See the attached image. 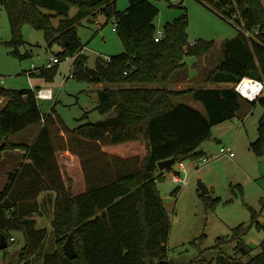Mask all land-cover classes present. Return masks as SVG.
Segmentation results:
<instances>
[{
    "label": "trees",
    "instance_id": "trees-1",
    "mask_svg": "<svg viewBox=\"0 0 264 264\" xmlns=\"http://www.w3.org/2000/svg\"><path fill=\"white\" fill-rule=\"evenodd\" d=\"M127 1V9L120 11L117 0H0L8 14L12 33L9 45L15 57H30L29 52L21 51L26 45L23 27L29 25L44 32L49 50L59 47L56 56L61 62L75 57L73 77L117 86L100 89L98 105L93 109L109 117L74 129L66 126L54 106L44 114L34 89L0 87V100L5 103L0 109L1 154L16 149L27 152L20 170L8 173V182L0 190V238L4 236L9 246L15 232L25 237L19 264H33L32 259L48 234L47 229L37 227L33 218L40 212L39 197L44 192L54 194V200L50 193L46 201L53 202L52 228L56 242H61L55 253L45 256L44 264H176L167 245L171 220L158 189V183L165 179V171L159 170L158 163L171 158L179 163L203 157L200 147L210 139L214 126L240 117L245 111L244 102L264 107V96L247 102L234 89L246 76L264 81L262 0H199L223 19H234L240 27L236 37L222 44V62L206 77V82L216 87L182 91L165 84L178 78L186 68V56L210 53L215 48L214 41L199 40L191 46L188 13L183 7L184 13L164 25V36L156 42L159 8L153 0ZM72 8L77 9L74 16H70ZM99 14L104 15L107 24L114 22L124 51L110 56V61L97 58L95 74L89 76L78 25ZM55 18H59L57 25ZM252 29L259 30L255 40L243 33ZM48 70L41 68L40 74ZM157 83L165 87H147ZM184 95L201 102L204 111L174 102ZM91 112L84 118H89ZM34 125H41V130L33 144L11 141L13 135ZM258 132L251 149L263 156L264 114ZM127 144L135 146L134 153L122 156L106 151H123ZM61 152H69L80 161L84 192L75 193L73 178L59 164L57 154ZM198 193L205 202L209 201L210 195ZM249 208L250 224L233 228L230 236L218 238L214 248L235 244L239 252L241 248L245 250L244 255L251 252L244 238L253 226L264 231V224L259 221L264 199L261 212ZM71 233L77 252L73 259L62 248ZM214 263L264 264V241L260 252L248 261L219 256L208 261Z\"/></svg>",
    "mask_w": 264,
    "mask_h": 264
},
{
    "label": "rangeland",
    "instance_id": "rangeland-1",
    "mask_svg": "<svg viewBox=\"0 0 264 264\" xmlns=\"http://www.w3.org/2000/svg\"><path fill=\"white\" fill-rule=\"evenodd\" d=\"M262 1L264 5V0ZM153 2L160 11L155 20L157 30H162L166 23L180 17L185 7L189 20L188 42L193 44L199 40L214 41L215 48L210 53L201 57H185L184 70L193 79L189 84L181 85V89L184 90L189 87L198 89L210 87L206 77L222 62V44L236 37L237 28L240 26L234 19L231 21L223 19L212 7L199 0H153ZM128 6L127 0H117L118 10H126ZM76 11V8H72L70 16H74ZM58 21L59 18L53 20L55 25ZM114 29V22L110 21L107 24L102 14L92 21L85 19L78 25V34L84 45L83 54L88 57V67L95 68L99 57L104 60L106 56H115L124 51L123 42ZM23 36L26 45L21 48V51L29 52L30 57L20 60L12 54L13 49L9 45L12 39L9 18L5 8L0 5V87L18 90L51 88L55 94V100H39V106L44 114L49 113L54 106L55 112L71 129L89 121L96 122L109 117L107 114H97L98 111L93 109L98 105L100 89L106 86H117L90 83L73 77L75 69L73 59L70 57L41 75L40 69L49 58L56 56L59 47L54 46L49 50L44 32L32 29L29 25L23 27ZM30 72L32 75L29 74ZM176 80L177 76L165 86L177 91L179 84ZM165 86L157 83L147 87ZM174 102L185 103L204 111L203 104L195 100L192 95L175 98ZM4 105L5 103L0 102V109ZM244 106L245 111L241 115L244 117L247 114V117L235 118L214 126L210 139L200 147L204 156L185 161L189 179L187 186L176 184L169 171H165L164 181L158 183L163 204L171 220V232L167 245L170 258L176 264H190L194 261H204V264H208V261L219 256L237 257L248 261L260 252V244L264 241V231H258L255 226L244 238V244L251 249L249 254L244 255L243 248L239 252L235 244H226L220 249L214 248L218 238L230 236L232 229L240 224H250L249 207L257 212L262 210L264 155H257L251 149V143L258 138V125L264 114V107L260 103L253 106L245 102ZM87 112L91 113L89 118L85 119ZM16 136L11 137L12 142L17 138ZM220 140L221 143H218ZM222 147H231L235 157L221 156ZM203 158H208L209 162L197 168L198 162H201ZM71 166L75 167L73 169L79 168L74 162ZM173 169H177V166ZM198 181H202L209 190L210 199L207 202L199 197ZM7 182V174L0 176V190L4 189ZM50 193L44 192L45 195L39 199L40 212L33 216L38 220L37 227L45 228L48 232L32 259L33 264H44L45 256L55 253L57 248L61 247V242H56L57 238L52 228L53 202L46 201ZM75 193L80 194L82 191L77 189ZM259 221L264 224V212L259 217ZM13 236L16 237V241L11 242L6 249L0 250V264H19L20 254L25 247V237L21 232H15Z\"/></svg>",
    "mask_w": 264,
    "mask_h": 264
},
{
    "label": "crops",
    "instance_id": "crops-1",
    "mask_svg": "<svg viewBox=\"0 0 264 264\" xmlns=\"http://www.w3.org/2000/svg\"><path fill=\"white\" fill-rule=\"evenodd\" d=\"M184 71L185 70L180 71L181 73L179 72L180 74L177 78V84H179L178 85L179 89L177 91L184 90V89H181V85H183V83L189 84L190 81L193 79V77H191L190 75H188L186 73V71L185 72ZM211 86L216 87L214 85H211ZM38 88H41V87H38ZM190 88H192V87H189L188 89H190ZM181 97H183V96H180L176 99H179ZM245 117H247V114L244 117L241 115L238 118L243 119ZM40 130H41V125L30 126L26 130L15 134V135H17L16 136L17 138L14 139L13 142L16 144L17 143L18 144L23 143V144L31 145L34 143V141H35L37 135L39 134ZM27 131H30V132H27ZM15 135H13V137ZM19 135H22V136L20 137ZM218 142L221 143V140ZM125 147H126V149L123 151H119L116 148H111V149L106 150V151H109L111 154H117V155H122V156L128 155L129 153H134L135 146H133V144H127V146L125 145ZM26 156H27V152L22 150V149L6 150V151L2 152L1 157H0V176L6 175L10 172L11 173L12 172L13 173L18 172L20 170V168L22 167V165L24 164ZM57 157H58V161H59V164H60L62 170L64 172H66L70 177L73 178L75 191L77 189H79L82 192H84L86 190V184L84 181V175H83V172H82V169L80 166V161L78 160V158L69 152H61V153L57 154ZM72 162H74L75 164H78L79 168L73 169L75 167L71 166ZM184 163H185V161H184ZM43 195H45V194L44 193L41 194L39 199L41 197H43ZM51 195H52V199L54 200V198H55L54 194L51 193ZM37 223H38V220H37Z\"/></svg>",
    "mask_w": 264,
    "mask_h": 264
},
{
    "label": "built area",
    "instance_id": "built-area-1",
    "mask_svg": "<svg viewBox=\"0 0 264 264\" xmlns=\"http://www.w3.org/2000/svg\"><path fill=\"white\" fill-rule=\"evenodd\" d=\"M115 30V29H114ZM245 36L249 40H255L257 34L259 33L258 29H252V30H245L243 31ZM164 36L163 29L157 31L156 35V42H160ZM195 43L191 44L194 45ZM73 60L75 59L72 58ZM105 61H110L111 57L106 56L104 57ZM61 63V59L58 56H54L49 58L48 62L42 67L45 70L52 69L56 65ZM33 73V72H32ZM30 75L31 72L29 73ZM235 91L241 96V98L247 102H256L260 97L264 96V81L258 80L255 78L251 77H243L235 86H234ZM36 99L39 100H45V101H53L55 100V94L51 88L44 87V88H37L34 89ZM3 100L1 99L0 102ZM221 156H229L230 158L235 157V153L232 150L231 147H222L220 149ZM209 162L208 158H203L201 159V162L199 161L197 164V168H200L202 165L206 164ZM177 166V169H173L171 171V178L176 184H179L180 186H187L189 184V179L187 177L188 171L187 168L184 164V162H179L176 163L173 168ZM182 174H185L182 176ZM12 242L16 241V237L14 236L11 239Z\"/></svg>",
    "mask_w": 264,
    "mask_h": 264
},
{
    "label": "water",
    "instance_id": "water-1",
    "mask_svg": "<svg viewBox=\"0 0 264 264\" xmlns=\"http://www.w3.org/2000/svg\"><path fill=\"white\" fill-rule=\"evenodd\" d=\"M95 71H96L95 68H90L88 66L86 67V72L89 76L94 75ZM97 114H99V113L97 112ZM218 143H220V142H218ZM2 148H3V144L0 146V154H1ZM176 163H177V159L171 158V159L159 162L158 168L160 171L171 170ZM198 188H199L200 194L202 196L209 195V190H208L207 186L202 181H198ZM74 240H75L74 239V233H71L69 235L67 241L65 242L64 246H63L64 253L70 259H73L77 256ZM7 247H8V242H7L6 238L4 236H1V238H0V250H4Z\"/></svg>",
    "mask_w": 264,
    "mask_h": 264
}]
</instances>
